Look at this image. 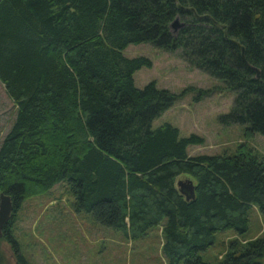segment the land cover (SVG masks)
Here are the masks:
<instances>
[{
	"label": "trees",
	"instance_id": "obj_1",
	"mask_svg": "<svg viewBox=\"0 0 264 264\" xmlns=\"http://www.w3.org/2000/svg\"><path fill=\"white\" fill-rule=\"evenodd\" d=\"M177 17L186 26L174 35ZM143 43L181 51L223 82L236 98L222 124L264 135V0H0V81L18 109L0 146V197L14 205L3 238L20 264L29 263L13 234L17 213L65 180L77 212L132 239L164 223L171 264H206L200 253L218 232L246 233L253 207L264 216V156L248 142L191 157L202 137L153 129L192 89L137 88L135 73L152 61L123 51ZM181 177L195 182L194 200L179 192ZM263 260L260 236L229 242L220 264Z\"/></svg>",
	"mask_w": 264,
	"mask_h": 264
},
{
	"label": "rangeland",
	"instance_id": "obj_2",
	"mask_svg": "<svg viewBox=\"0 0 264 264\" xmlns=\"http://www.w3.org/2000/svg\"><path fill=\"white\" fill-rule=\"evenodd\" d=\"M123 54L130 59L145 57L152 61V67H143L135 73L137 88L155 82L159 89L176 95L192 89L153 122V129L164 124L177 127L181 138L202 137L203 145L189 147L191 157L233 154L241 143L247 142L264 156V135L247 138L246 126H225L221 122L220 117L231 112L236 94L220 80L188 64L181 51L168 52L143 43L130 45ZM199 90L210 93L197 100ZM17 112L16 103L0 81V146L13 127ZM163 225L151 228L139 239L103 226L90 213L77 212L75 198L65 180L24 202L17 213L13 234L29 264H171L163 249ZM260 236H264V216L253 207L246 233L232 229L218 232L214 245L200 256L206 264H220L229 242L250 241ZM0 264H17L14 251L4 238H0Z\"/></svg>",
	"mask_w": 264,
	"mask_h": 264
},
{
	"label": "water",
	"instance_id": "obj_3",
	"mask_svg": "<svg viewBox=\"0 0 264 264\" xmlns=\"http://www.w3.org/2000/svg\"><path fill=\"white\" fill-rule=\"evenodd\" d=\"M186 26L185 22H182L179 17H177L171 24V30L174 35H177L181 28ZM260 77V71L257 70ZM177 186L181 195L184 196L187 202L192 201L196 198V185L193 179L185 177V179H179ZM0 201V238L4 236V228L9 223L13 216L14 205L10 195L4 193L1 194Z\"/></svg>",
	"mask_w": 264,
	"mask_h": 264
},
{
	"label": "flooded vegetation",
	"instance_id": "obj_4",
	"mask_svg": "<svg viewBox=\"0 0 264 264\" xmlns=\"http://www.w3.org/2000/svg\"><path fill=\"white\" fill-rule=\"evenodd\" d=\"M17 264H20V263L17 261Z\"/></svg>",
	"mask_w": 264,
	"mask_h": 264
},
{
	"label": "crops",
	"instance_id": "obj_5",
	"mask_svg": "<svg viewBox=\"0 0 264 264\" xmlns=\"http://www.w3.org/2000/svg\"><path fill=\"white\" fill-rule=\"evenodd\" d=\"M190 156V155H189Z\"/></svg>",
	"mask_w": 264,
	"mask_h": 264
}]
</instances>
